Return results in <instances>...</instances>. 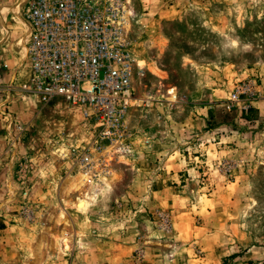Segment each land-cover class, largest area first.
<instances>
[{"label": "rangeland", "instance_id": "obj_1", "mask_svg": "<svg viewBox=\"0 0 264 264\" xmlns=\"http://www.w3.org/2000/svg\"><path fill=\"white\" fill-rule=\"evenodd\" d=\"M16 1L0 0V28L26 19L28 0L3 9ZM133 6L132 156L85 181L74 154L93 133L80 109L14 91L0 141V237L21 224L29 257L45 245V264H264V124L226 105L247 102L232 100L243 82L264 88V0Z\"/></svg>", "mask_w": 264, "mask_h": 264}, {"label": "built area", "instance_id": "obj_2", "mask_svg": "<svg viewBox=\"0 0 264 264\" xmlns=\"http://www.w3.org/2000/svg\"><path fill=\"white\" fill-rule=\"evenodd\" d=\"M133 16V0H28L24 49L31 76L19 86L0 85V121L8 125L17 90L80 109L93 135L74 163L91 183L133 154L128 116L140 66L130 39ZM241 94L245 101L264 100L256 80L239 84L232 100Z\"/></svg>", "mask_w": 264, "mask_h": 264}, {"label": "crops", "instance_id": "obj_3", "mask_svg": "<svg viewBox=\"0 0 264 264\" xmlns=\"http://www.w3.org/2000/svg\"><path fill=\"white\" fill-rule=\"evenodd\" d=\"M26 2L27 0H17L14 5H5L3 9H5V12L6 10H12L15 13L19 10V7ZM19 18L20 24L10 23L6 27L0 28V85L26 81L31 75L30 68L24 64L26 57L24 45L28 30L23 16L21 15ZM13 96L14 95H12L11 101L13 100ZM226 105L230 108H235L232 111H238L243 122L249 124H264V100L239 101L236 103L227 101ZM207 112H212L211 107ZM10 130V126L4 121H0V141L8 138L11 134ZM186 170L190 171L187 168ZM166 203L171 207L173 202L169 203L166 201ZM23 223L25 224V221H23L22 224ZM20 225L21 224L14 225L16 226L15 233L0 237V264H45V245L37 246L36 254L32 255L33 258L31 260L29 257V231L26 229L25 231H20L18 227ZM41 235L42 234H39L37 239L43 241ZM5 241L7 242L5 243Z\"/></svg>", "mask_w": 264, "mask_h": 264}, {"label": "bare ground", "instance_id": "obj_4", "mask_svg": "<svg viewBox=\"0 0 264 264\" xmlns=\"http://www.w3.org/2000/svg\"><path fill=\"white\" fill-rule=\"evenodd\" d=\"M79 180H81L80 176L77 179H74V181H79ZM88 194L89 193H85L82 197H79V199L77 200L78 206L80 209H85L87 207V205L89 203Z\"/></svg>", "mask_w": 264, "mask_h": 264}]
</instances>
